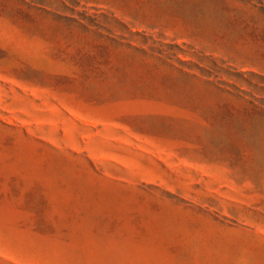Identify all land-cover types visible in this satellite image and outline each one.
<instances>
[{
    "label": "rangeland",
    "instance_id": "obj_1",
    "mask_svg": "<svg viewBox=\"0 0 264 264\" xmlns=\"http://www.w3.org/2000/svg\"><path fill=\"white\" fill-rule=\"evenodd\" d=\"M0 264H264V0H0Z\"/></svg>",
    "mask_w": 264,
    "mask_h": 264
}]
</instances>
